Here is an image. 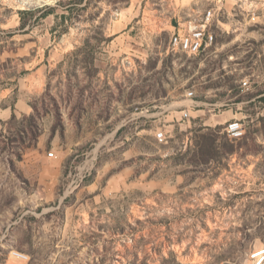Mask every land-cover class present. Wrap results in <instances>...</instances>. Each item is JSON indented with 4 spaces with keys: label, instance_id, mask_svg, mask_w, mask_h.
I'll return each mask as SVG.
<instances>
[{
    "label": "rangeland",
    "instance_id": "1",
    "mask_svg": "<svg viewBox=\"0 0 264 264\" xmlns=\"http://www.w3.org/2000/svg\"><path fill=\"white\" fill-rule=\"evenodd\" d=\"M210 1L0 0V264H251L264 5L172 50Z\"/></svg>",
    "mask_w": 264,
    "mask_h": 264
},
{
    "label": "built area",
    "instance_id": "2",
    "mask_svg": "<svg viewBox=\"0 0 264 264\" xmlns=\"http://www.w3.org/2000/svg\"><path fill=\"white\" fill-rule=\"evenodd\" d=\"M224 2H229L232 6L245 9L250 7L249 12H254L259 8L258 4L264 5V0H211L210 5L205 9L200 21H191L188 32H181V26L175 27L173 33L169 37V45L172 50L184 53L188 56H196L206 50L214 41L215 34L213 26L220 24L221 9ZM262 7V6H260ZM242 85H246V81H242ZM188 96H192L193 92H187ZM189 116L188 109L181 111V118ZM224 132L229 138H240L244 135L242 123L238 119L229 121L224 127ZM159 140L165 138L162 130L156 132ZM49 155H52L49 152ZM251 264H264V247L255 249L249 256Z\"/></svg>",
    "mask_w": 264,
    "mask_h": 264
},
{
    "label": "bare ground",
    "instance_id": "3",
    "mask_svg": "<svg viewBox=\"0 0 264 264\" xmlns=\"http://www.w3.org/2000/svg\"><path fill=\"white\" fill-rule=\"evenodd\" d=\"M188 30H189V25L181 26V32H188Z\"/></svg>",
    "mask_w": 264,
    "mask_h": 264
},
{
    "label": "trees",
    "instance_id": "4",
    "mask_svg": "<svg viewBox=\"0 0 264 264\" xmlns=\"http://www.w3.org/2000/svg\"><path fill=\"white\" fill-rule=\"evenodd\" d=\"M227 135V134H226ZM233 139H237V138H233Z\"/></svg>",
    "mask_w": 264,
    "mask_h": 264
},
{
    "label": "crops",
    "instance_id": "5",
    "mask_svg": "<svg viewBox=\"0 0 264 264\" xmlns=\"http://www.w3.org/2000/svg\"><path fill=\"white\" fill-rule=\"evenodd\" d=\"M181 117V116H180Z\"/></svg>",
    "mask_w": 264,
    "mask_h": 264
}]
</instances>
